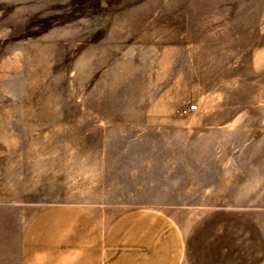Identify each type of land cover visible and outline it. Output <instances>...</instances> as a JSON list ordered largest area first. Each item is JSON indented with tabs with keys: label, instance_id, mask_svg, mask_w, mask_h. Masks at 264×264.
Returning a JSON list of instances; mask_svg holds the SVG:
<instances>
[{
	"label": "rangeland",
	"instance_id": "obj_1",
	"mask_svg": "<svg viewBox=\"0 0 264 264\" xmlns=\"http://www.w3.org/2000/svg\"><path fill=\"white\" fill-rule=\"evenodd\" d=\"M61 204L264 264V0H0V218Z\"/></svg>",
	"mask_w": 264,
	"mask_h": 264
},
{
	"label": "crops",
	"instance_id": "obj_2",
	"mask_svg": "<svg viewBox=\"0 0 264 264\" xmlns=\"http://www.w3.org/2000/svg\"><path fill=\"white\" fill-rule=\"evenodd\" d=\"M103 212L75 205L39 211L20 231L0 218V264H183L187 240L173 218L155 208L122 213L108 225ZM14 226V227H13Z\"/></svg>",
	"mask_w": 264,
	"mask_h": 264
}]
</instances>
